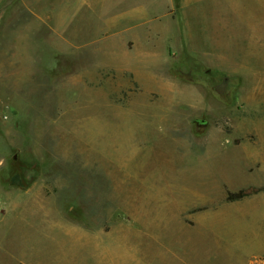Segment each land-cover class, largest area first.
<instances>
[{
  "label": "rangeland",
  "instance_id": "obj_1",
  "mask_svg": "<svg viewBox=\"0 0 264 264\" xmlns=\"http://www.w3.org/2000/svg\"><path fill=\"white\" fill-rule=\"evenodd\" d=\"M38 3L62 0L0 10L15 26ZM239 4L231 26L178 9L136 75L96 68L101 11L79 12L76 43L46 44L33 68L0 43V202L14 196L0 264H169L181 249L193 264H264V0Z\"/></svg>",
  "mask_w": 264,
  "mask_h": 264
},
{
  "label": "crops",
  "instance_id": "obj_2",
  "mask_svg": "<svg viewBox=\"0 0 264 264\" xmlns=\"http://www.w3.org/2000/svg\"><path fill=\"white\" fill-rule=\"evenodd\" d=\"M221 1L222 6L217 7L216 0H180L179 6L175 0H62L54 12H51L52 9L49 6H40L39 3L27 5L25 7L27 9H24L27 13V20L15 26L13 25L14 18L10 14L13 11L4 8L0 10V43L16 45L17 51H13L12 57L22 59V68H33L41 58V51L50 50L45 48L46 44H63L67 49V45L70 48V45L76 43V40L73 39V20L79 12L81 14L85 10L101 11L103 12L101 16L103 19L100 30L95 33L94 39L86 42L93 45L92 48L95 49L96 55H103L101 65L98 63L96 68L115 70L118 75L126 73L136 75V70L145 69L147 64L150 65L156 60L153 58L156 56L154 55L156 53L154 45L161 42L163 37L162 34L158 35V33L166 29V25L176 21L175 14L178 9L182 12L191 11L197 20L205 18L206 20L201 21L207 22L208 27L211 26L210 20H208V17H211L209 14L215 11H223L226 14L224 20L230 24L232 18L236 16L234 14L240 12L241 5L239 0ZM104 13H108L107 16H104ZM162 27H164L163 30H161ZM165 33V42L168 43L170 36L175 31L172 30L170 33L169 30H165ZM7 50L10 52L11 49H4L2 53L4 60L0 68L3 69L8 67ZM27 60L28 65L23 64ZM106 74L104 70L93 71V69L87 68L83 70L81 76L88 81L95 76L96 81L99 82L98 77H103L102 81H104ZM141 74H145V72L143 71ZM4 194L7 196V191H4ZM6 196H3L2 201L11 207L13 204L11 199L14 196L8 195L10 196L9 199ZM21 198L22 196H19V199ZM15 201L17 203V196ZM3 202H0V205ZM253 242L256 243V241ZM230 248L231 251H234L236 247ZM6 250V245L0 238V258L2 254L5 255ZM219 250L217 249V251ZM183 251V249L176 250L175 257L166 253V260L161 262L193 264V255L184 259ZM209 252L211 251L209 250ZM218 255L221 256L220 252ZM215 256L216 258H212L209 255L213 264H220L216 262L217 254ZM240 261L238 256L231 255L228 263L239 264Z\"/></svg>",
  "mask_w": 264,
  "mask_h": 264
},
{
  "label": "trees",
  "instance_id": "obj_3",
  "mask_svg": "<svg viewBox=\"0 0 264 264\" xmlns=\"http://www.w3.org/2000/svg\"><path fill=\"white\" fill-rule=\"evenodd\" d=\"M19 264H24V263H19Z\"/></svg>",
  "mask_w": 264,
  "mask_h": 264
}]
</instances>
